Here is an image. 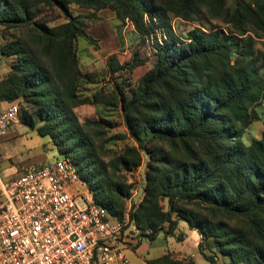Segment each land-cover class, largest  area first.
Wrapping results in <instances>:
<instances>
[{
  "label": "trees",
  "instance_id": "trees-1",
  "mask_svg": "<svg viewBox=\"0 0 264 264\" xmlns=\"http://www.w3.org/2000/svg\"><path fill=\"white\" fill-rule=\"evenodd\" d=\"M70 2L92 9L109 7L121 21L127 18L138 35L151 37V65L135 84L105 101L118 106L137 144L126 145L106 162L82 134L71 109L84 101L76 93L77 80L89 77L78 65L75 38H93L68 9ZM39 4L57 7L66 19L47 24L37 15ZM205 12L229 22L230 30L217 24L194 25L179 37L168 16L199 20ZM0 23L30 25L25 36L0 46L1 53L18 58L0 78V100L21 97L35 106L33 116L22 115L19 106L20 121L30 127L34 118L48 117L47 127L37 126L38 134L54 137L48 120L60 129L65 143L61 153L77 163L96 204L122 218L130 186L117 171L139 165L143 148V192L128 212L140 236L153 240L162 232L180 237L174 211L197 229V249L210 264H216V257L204 248L226 257V264H264V122L258 137L248 142L241 138L248 124L259 118L255 106L264 98V79L253 65L250 36L264 34V0H0ZM233 42L241 48L231 59ZM136 55L119 61L109 54L108 70L132 69L141 62ZM138 127L149 131L144 142ZM152 140L155 143L149 144ZM160 198L166 199V209L160 207ZM145 263L187 264L168 252Z\"/></svg>",
  "mask_w": 264,
  "mask_h": 264
},
{
  "label": "rangeland",
  "instance_id": "rangeland-1",
  "mask_svg": "<svg viewBox=\"0 0 264 264\" xmlns=\"http://www.w3.org/2000/svg\"><path fill=\"white\" fill-rule=\"evenodd\" d=\"M68 9L73 15H77L82 21L84 30L93 38V41H88L81 36L75 38V50L82 72L88 73L89 77L77 80L76 93L79 97H83L84 101L72 106V111L80 126V130L83 135L89 136L93 144V148L99 158L106 162L110 158L120 154L122 149L126 145H136L137 139L129 132L123 123L121 112L118 106L114 104H108L105 101L112 100L114 95H117V90H126L127 86L136 83L138 77L146 70L152 63L154 55L151 54V42L150 38L142 37L133 29V26L129 23V20L121 21L114 15V19L110 20L108 26H103L105 23V12H109L111 8L103 7L99 9H92L84 7L73 2L68 3ZM205 17L196 19H183L175 17L169 14L171 19V25L175 34L179 37H184L186 30L199 25L202 28L217 24L224 30H230V23L223 22L220 17L210 16L205 12ZM43 19H47V24H56L64 21L66 18L64 14L57 7H50L43 4H39L38 14ZM30 25H16L7 26L0 23V46L13 40L14 38H21L25 36L29 31ZM112 32L108 34L106 29ZM232 33L231 35H234ZM249 34V33H245ZM250 35V34H249ZM156 36L160 39L161 33L156 32ZM236 36V34H235ZM238 36H242L240 34ZM251 58L253 59V65L257 69L259 75L264 79V34L260 37L251 34ZM241 44L233 42L230 50V58L233 59L240 50ZM133 52H136V56L141 58V62L134 66L132 69H118L110 72L108 70L107 61L108 56L111 53L116 54L119 61L127 60ZM0 70L5 71L3 76L9 70V65L12 62H18L13 54H3L0 52ZM44 60L46 58L44 57ZM0 77V78H2ZM116 93V94H115ZM96 100V101H92ZM11 103L19 104L22 115L23 112L31 113L35 106L25 101L21 97L15 98V101ZM257 112L260 118L252 120L248 127H246L242 133V140L248 142L251 139V135H259V128H262L264 122V102L256 105ZM45 119L34 118L33 126H28L24 122H18L16 130L19 132L16 138H12L9 142L13 144V157L21 159L8 160V164L14 163L16 167L23 168L25 166L38 164L40 162L52 161L56 157L63 159L65 153H61L62 147H65V143L62 141L63 136L60 135V129L54 125L51 120H48L49 129L54 131V137L49 133L38 134L36 129L38 125L44 124L47 127ZM87 119L89 122L87 123ZM102 120V121H101ZM106 120L108 123H104ZM92 121V122H91ZM139 139L145 141L148 136V129L138 127L136 130ZM82 135V136H83ZM83 139V137H82ZM155 143V141H149V144ZM141 154V163L131 169H124L119 167L117 171L121 174L122 179L130 187L129 194L123 199V216L120 220L123 221L121 226L119 239L125 243L126 248L123 250L124 254L128 258L130 264H146L145 259L152 258L157 255V249L151 247L148 240L143 236H140L139 230L134 226L133 221L129 220L128 212L133 204L138 202L142 196V186L144 183V171L145 160L147 155L143 148H139ZM82 186L83 192H90L87 188L86 182L82 179L78 182ZM159 204L162 209L167 208V202L165 198L159 199ZM185 207L192 208L189 205ZM172 216L177 220V226L175 232L185 231L188 227L187 223L180 218L174 211ZM188 235V234H187ZM167 247L169 249L179 248L181 251H168L170 258L174 260H182L183 263L197 264L195 259L202 258L199 251L193 258L192 253L185 254L182 251L189 252L196 250L194 242L188 237L180 240L174 235H166ZM139 241L138 245L134 248V244ZM182 244V245H181ZM204 252L215 256L216 264H226L227 258L221 256L214 249L204 248ZM163 254V253H162ZM156 257V256H155ZM206 262V261H205ZM114 264H125L123 259H115ZM207 264V263H206Z\"/></svg>",
  "mask_w": 264,
  "mask_h": 264
},
{
  "label": "built area",
  "instance_id": "built-area-1",
  "mask_svg": "<svg viewBox=\"0 0 264 264\" xmlns=\"http://www.w3.org/2000/svg\"><path fill=\"white\" fill-rule=\"evenodd\" d=\"M11 102L0 100V136L16 130ZM122 225L90 203L58 157L0 176V264H130Z\"/></svg>",
  "mask_w": 264,
  "mask_h": 264
},
{
  "label": "crops",
  "instance_id": "crops-1",
  "mask_svg": "<svg viewBox=\"0 0 264 264\" xmlns=\"http://www.w3.org/2000/svg\"><path fill=\"white\" fill-rule=\"evenodd\" d=\"M113 19H114V12H113L112 9H110L109 12L108 11L105 12V19H104L105 23H103L104 24L103 26H108L110 20H113ZM106 31L108 32V34H111V36H112V32L108 28L106 29ZM4 72L5 71H3L2 69L0 70V77L3 76ZM263 102H264V98L257 105H259L260 103H263ZM255 109L257 110L256 106H255ZM258 117L260 118L259 114H258ZM19 122H21V121L19 120ZM260 130H261V128H259V131ZM18 134H19V132L17 130H15V132H13L11 134L0 136V176H2V177L15 176V175L19 174V172L21 170V168L18 169L14 163H10V164L6 165L10 158L12 160H14V159L16 160L17 159L18 161H22L21 159L14 158L12 156L13 155V147H14V145L10 144V142H9L12 138H16ZM251 136H252L251 138H256L259 135H251ZM41 163H43V162H40L38 164H41ZM38 164H33V165H38ZM176 233H179L180 237H178V239L182 240V239H184V238L189 236V238L194 242L196 250H194V251L191 250L189 252L182 251L185 254L192 253V256L194 258L196 256V253H198L197 242H198V239H199V233H198L197 229L195 227L188 226L186 228V232L183 230V231L176 232ZM165 236L166 235H164L162 232H158L153 240H148V243L150 244V246L157 249V255H155V256H158V255H160L162 253H165V252H168V251H172V250L173 251H176V250L181 251L179 248H177V249H173V248L169 249L167 247V240H166ZM199 255L202 258H198V259L194 258L197 264H206V263L210 264L205 258H203V256L201 254H199ZM155 256H153V257H155Z\"/></svg>",
  "mask_w": 264,
  "mask_h": 264
},
{
  "label": "bare ground",
  "instance_id": "bare-ground-1",
  "mask_svg": "<svg viewBox=\"0 0 264 264\" xmlns=\"http://www.w3.org/2000/svg\"><path fill=\"white\" fill-rule=\"evenodd\" d=\"M10 114H11L13 120L15 121V123L17 124L19 122V120H20L19 105L18 104H14V103L10 104ZM61 165L63 167H66L67 170L70 171V173L76 178V182L77 183L82 181V177L80 175V172H79V169H78V165H77V163L74 160H72L71 158H63V159H61ZM81 193L84 194V195H87L89 197L90 203L93 206H95L96 208H102V211H104L106 215H111L106 209H104L103 207H100L98 204H96L92 200V197H91V195H89L88 192H83L82 191V186H81ZM115 259H123V258L122 257H115ZM115 259H114V261H115Z\"/></svg>",
  "mask_w": 264,
  "mask_h": 264
}]
</instances>
